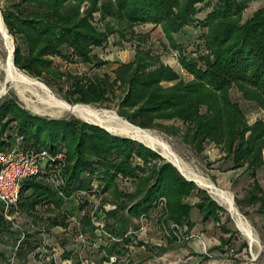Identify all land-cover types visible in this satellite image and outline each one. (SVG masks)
<instances>
[{
	"label": "trees",
	"instance_id": "obj_1",
	"mask_svg": "<svg viewBox=\"0 0 264 264\" xmlns=\"http://www.w3.org/2000/svg\"><path fill=\"white\" fill-rule=\"evenodd\" d=\"M0 1L7 3L0 12L15 40L16 68L36 78L43 74L65 78L70 86L64 99L71 104H103L119 97V115L143 129L163 128L176 134L178 127L161 121L179 120L184 125L183 141L198 154L211 143L223 154L222 160H229L230 170L244 169L250 181L235 204L245 216L246 208L264 216V189L257 180V171L264 166V121L249 122L230 96V89L236 87L245 101L264 112V0L244 21V10L255 0H215L202 18L197 17L199 5H208L207 0ZM144 24L160 27L168 46L177 51L178 69L145 45L148 34L135 30ZM189 26L205 29L201 35L204 50L199 54L184 53L183 45L175 40L174 35ZM110 36H116L114 46L133 43L132 60L115 63L93 52L104 47ZM56 57L107 70L101 74L62 72L52 67ZM14 133L23 137L27 147L45 149L53 156L65 151L66 162L60 172L63 183L57 187L46 176L58 160L21 184L17 210L34 225L44 220L43 230L21 224L14 227L0 214L1 264H30L31 259H40L39 254L50 247L45 235L55 228L66 231L75 210L83 211L80 234L106 235L99 263L115 257L111 264H144L125 261V255L139 230L135 221L147 219L160 198L166 200L167 213L160 220L167 226L184 224L190 231L194 226L190 211L195 208L201 223L212 220L222 234L230 233L226 226L230 219L221 221L225 209L137 140L76 118L47 119L9 98L0 103V150L14 141ZM121 179L133 182L134 189L121 188ZM99 192L108 197L92 211L88 199ZM191 196L196 199L188 202ZM41 207L54 214L43 218L38 213ZM218 240L220 244L210 251L229 243L222 236ZM175 243L172 236L166 247ZM138 245L150 249L144 242ZM245 248L246 244L240 246L237 255ZM71 255L61 254L67 260ZM199 255L201 261L209 259Z\"/></svg>",
	"mask_w": 264,
	"mask_h": 264
},
{
	"label": "rangeland",
	"instance_id": "obj_2",
	"mask_svg": "<svg viewBox=\"0 0 264 264\" xmlns=\"http://www.w3.org/2000/svg\"><path fill=\"white\" fill-rule=\"evenodd\" d=\"M214 1L215 0H207L208 5H204V3L199 5L201 9L197 14V17L202 18L205 13L210 10V5H212ZM6 4V2L0 1V10ZM261 4V0L252 1L250 5H248V7L244 10L242 21L249 18L253 11L260 7ZM135 30L136 32L141 34L147 33L148 37L145 45L152 47L153 52L159 54L161 56V60L164 63L174 67L175 69H178L177 51L168 46L167 40L164 37L159 26L144 24L136 26ZM204 32V28H195L189 26L180 33L175 34L174 37L177 43L183 45L184 53H192L195 55L203 52L204 50L203 41L201 38V35ZM1 35L2 31L0 28V89L3 87L2 89L3 91H5V94L3 93L0 96V103L9 98H14L19 106L23 109L47 119L76 118L82 120L72 113H58L55 109L46 107L41 102H39L36 92L34 93L31 91H25L23 97H20L18 94H16V91L13 88L12 84L5 79L4 63L9 50L6 41L3 38V35ZM9 40L11 41L13 47L15 45L13 36L10 35ZM114 41H116V36H110L109 42L104 47L95 48L93 52L100 58L104 60L114 61L115 63L128 62L132 60L134 54L133 43L124 42L121 46H114ZM52 60L53 68H56L62 72H69L72 74H101L104 72V70H107V67L98 69L91 64H84L80 61H77L76 59L64 60L56 57ZM20 71L27 74L23 70ZM182 76L186 80L189 78V76L185 74H183ZM36 79L47 86L55 97L66 101L64 99V92L69 88L70 82H68L65 78H59L57 75L43 74L41 78ZM44 81H47L48 84H46ZM117 94L119 95V93ZM230 96L234 102H237L240 105L242 112L249 122H252L257 118H260L264 121V112L254 106L252 103L245 101L241 97V94L237 91L236 87H232L230 89ZM119 101V97H116L110 102L103 104L81 105L92 106L99 110H114L120 118L126 120L124 117L119 115ZM161 122L166 125H174L178 127L180 130L179 133L177 132L176 134H173L168 129L163 128H150L148 130L167 142L168 145L172 148L173 152L179 156V158L184 162V164L190 171L203 176L207 180L211 181L216 187L230 192L232 194L234 204L235 198L241 199L245 195L244 188L249 183L250 178L248 177L247 173H243L245 172L243 171V168L230 170L229 160H222L223 154L211 143L205 146V150L203 151V153L198 154L190 145L183 141L181 133L184 129V125L179 120H163ZM56 157V160H58L59 162L53 163L49 172H63L65 168V151L62 150L58 152L56 154ZM257 180L260 182L262 188L264 189V166L257 171ZM118 184L121 188L128 191H132L134 189V184L130 180L121 179L118 181ZM194 184L201 190L206 191V193L212 200H214L217 204L225 209V212H221V221L225 222L227 218L230 219V221L226 223V226L227 228H229L230 233L222 234L218 227V224L214 223L212 220L206 223H201V216L195 208L190 211V219L194 222V226L190 231L187 230V227L184 224L180 225L169 223L167 226L163 220H160V217L165 216L167 213L165 210V200L164 206L161 207L158 205V207L150 213V216L147 217V219L143 218L142 223L140 220L135 221V224H137L139 230L136 232L133 245L129 247L128 252L125 255V261L131 260L136 262L142 260L144 264H203V261H201L202 257L189 249V241H180V238L185 234H205L206 232L211 238H216L215 240L210 242L207 235L203 236L207 244H211L209 245L210 247L215 245L218 246L220 244L217 237L219 238L220 236H222L229 239V243L223 245L224 249L216 250L214 252L209 250L210 247L207 249V251L209 252V259L213 260L217 258V260L214 261L215 264H264V216H257L253 208H246L247 216H245L239 211L238 207L235 204L236 209L242 215V217L247 220L253 231V234L255 235V237H257V242L251 245L249 243V240L236 227L234 217L227 210V208L205 188H202L195 182ZM103 197H108V194L99 192L98 195L91 196L92 199H88L90 201L92 200V211H94L98 206L101 205V200ZM195 199L196 198L194 196H191L187 199V201L192 202L195 201ZM105 206L108 207L110 206V204H105ZM74 212V215H72L68 219L69 225L66 231L60 228H55L53 231H50L45 235L46 243L50 244V247H47L46 251H42L39 254L40 259H31L30 264H50L51 261L53 262V264H111V262L115 260V257H112L110 262L103 261L99 263L98 260H100V258L104 254L103 251H100V246L105 243L106 235L104 233L100 236H93L87 233L80 234L79 230L81 228L79 219L83 214V211L79 212L75 210ZM38 213L43 218L54 214L53 212L45 209V207L39 208ZM20 224L23 228H37L41 230L45 228L44 220H40L36 223V225H34L30 219L28 220L27 218L22 217V221ZM168 227L170 230L168 229ZM77 233H79V235H77ZM172 236H174L177 243H175V245L166 247L167 239L171 238ZM139 242L146 243L150 249L146 250L143 246L138 245ZM243 244H246V248L243 250L242 254L237 255L238 249ZM4 248L8 251L10 250L9 246H6ZM162 248L166 249L162 250ZM63 251L72 253L71 257L68 260L64 259L61 256Z\"/></svg>",
	"mask_w": 264,
	"mask_h": 264
},
{
	"label": "bare ground",
	"instance_id": "obj_3",
	"mask_svg": "<svg viewBox=\"0 0 264 264\" xmlns=\"http://www.w3.org/2000/svg\"><path fill=\"white\" fill-rule=\"evenodd\" d=\"M0 28L9 50L4 63L5 79L12 84L13 88L16 91V94H18L20 97H23L25 91H31L34 93L36 92L39 102H41L46 107L55 109L58 113H72L82 120H86L88 122L95 123L107 128L113 134L115 133L134 138L155 149L166 159L172 161L185 176L193 179L197 185L205 188L221 204H223L233 215L236 227L249 240V243L251 245L257 242V237H255V235L253 234V231L247 220H245L236 209L232 194L230 192L216 187L211 181L207 180L203 176L190 171L184 164V162L179 158V156L173 152L168 143L165 142L161 137L155 135L148 129H142L129 123L123 118H120L114 110H99L92 106L81 104L72 105L64 100L55 97L50 89L41 81L23 73L13 65V58L11 54L12 44L9 40L10 35H8L6 31V27L4 26L1 17ZM2 88L0 89V96L5 92Z\"/></svg>",
	"mask_w": 264,
	"mask_h": 264
},
{
	"label": "built area",
	"instance_id": "obj_4",
	"mask_svg": "<svg viewBox=\"0 0 264 264\" xmlns=\"http://www.w3.org/2000/svg\"><path fill=\"white\" fill-rule=\"evenodd\" d=\"M13 137L14 141L0 150V214L14 227H19L22 216L17 210V205L22 182L38 175L41 168L57 157L45 149L37 150L23 145V137L17 133H14ZM46 180L56 187L63 183L60 172H49ZM80 194L85 192L81 191ZM164 204L165 199L160 198L158 205L162 207ZM142 220L143 217L140 219L141 223ZM194 238H197L196 234H185L180 241L188 242ZM201 255L209 256L203 245Z\"/></svg>",
	"mask_w": 264,
	"mask_h": 264
},
{
	"label": "crops",
	"instance_id": "obj_5",
	"mask_svg": "<svg viewBox=\"0 0 264 264\" xmlns=\"http://www.w3.org/2000/svg\"><path fill=\"white\" fill-rule=\"evenodd\" d=\"M236 175H238V174H236ZM228 183H229V181H228ZM192 234H196L197 235V238H194L193 240L189 241L188 247H189V249H191L192 252H194L196 254H201V252H202V245L206 249H208L210 247L209 245H211L210 243L208 245L207 242L204 240V237H203L204 235H207L208 236L210 242L216 239V238H211L206 232H205V234L204 233H200V234L192 233ZM217 239H218V237H217ZM214 251H216V250H213V252ZM215 260H217V258L216 259H213V260L209 259V260L203 261V264H215L214 263Z\"/></svg>",
	"mask_w": 264,
	"mask_h": 264
},
{
	"label": "water",
	"instance_id": "obj_6",
	"mask_svg": "<svg viewBox=\"0 0 264 264\" xmlns=\"http://www.w3.org/2000/svg\"><path fill=\"white\" fill-rule=\"evenodd\" d=\"M0 17H1V14H0ZM1 20H2V17H1ZM2 22H3V20H2ZM4 24V23H3ZM7 31V30H6ZM13 51H14V46L12 47V58H13ZM77 105V104H76ZM85 122H88V121H86V120H84ZM88 123H91V122H88ZM92 124H94V125H97V126H99V127H101V128H103V129H105L106 131H108V132H110L107 128H105V127H103V126H101V125H98V124H95V123H92ZM111 133V132H110ZM118 135V134H117ZM125 137H128V136H125ZM130 138V137H129ZM131 139H134V138H131ZM134 140H136V139H134ZM138 141V140H137ZM138 142H140V143H143V142H141V141H138ZM144 144V143H143ZM145 146H147V147H149V148H151L150 146H148V145H146V144H144ZM152 150H154L155 152H157L155 149H153V148H151ZM162 158H164L167 162H169V163H171L174 167H176L177 168V170L181 173V175L183 176V177H185L187 180H189V181H192V182H195L193 179H190V178H187L182 172H181V170L172 162V161H170V160H168V159H166L163 155H161L159 152H157ZM196 183V182H195ZM228 210V209H227ZM229 211V210H228Z\"/></svg>",
	"mask_w": 264,
	"mask_h": 264
}]
</instances>
